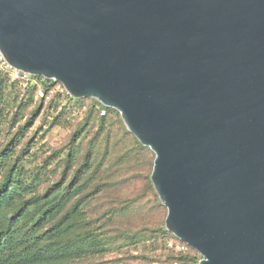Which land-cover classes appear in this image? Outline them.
I'll use <instances>...</instances> for the list:
<instances>
[{"label":"water","instance_id":"1","mask_svg":"<svg viewBox=\"0 0 264 264\" xmlns=\"http://www.w3.org/2000/svg\"><path fill=\"white\" fill-rule=\"evenodd\" d=\"M0 52L120 113L199 264H264V0H0Z\"/></svg>","mask_w":264,"mask_h":264},{"label":"trees","instance_id":"2","mask_svg":"<svg viewBox=\"0 0 264 264\" xmlns=\"http://www.w3.org/2000/svg\"><path fill=\"white\" fill-rule=\"evenodd\" d=\"M37 79L46 95L58 84ZM37 93V86L9 84L8 76L0 73V134L16 129L0 148V264H76L104 255L118 245L116 239L134 246L161 239L165 249L169 237L182 242L164 224L152 232L126 229L115 236L109 234V223L128 216L132 202L112 212L103 223L90 215L92 201L109 186L121 184L125 179L119 175L126 168H143L144 173L138 172L135 178L154 191L155 156L127 129L117 110L63 91L68 101H50L52 115L50 121L44 120L41 139L54 127L68 124L73 108L87 107V113L63 149L40 160L35 150L38 140L27 137L33 116L46 99L35 103ZM31 106L32 116L26 118ZM155 200L162 206L157 193ZM169 254L178 264H199L202 259L195 251Z\"/></svg>","mask_w":264,"mask_h":264},{"label":"rangeland","instance_id":"3","mask_svg":"<svg viewBox=\"0 0 264 264\" xmlns=\"http://www.w3.org/2000/svg\"><path fill=\"white\" fill-rule=\"evenodd\" d=\"M8 82L9 84L12 83L9 77ZM21 87L23 88L24 86L21 85ZM40 91L44 93V96L40 95ZM63 91L66 92L63 85L58 83L48 95L39 87L38 93L35 94V103L39 102L42 97L46 99L37 114L33 116V125L29 128L27 137H36L35 139L38 140L35 150L40 160L47 157L53 151L63 149L69 142L71 134L87 113V107L83 110L77 107L73 108L74 110L72 113L68 115V124L54 127L50 132L45 134L43 139H41V129H46L44 120L47 119L50 121V115H52V112L48 109L50 101L52 99H59L63 103L68 101V99L64 97ZM91 104L92 102L86 101V105ZM33 108L34 106L28 108L25 113L26 118L32 116L31 111ZM23 122L24 119L21 123ZM15 131L16 129H12L9 132L3 131L0 134V148L7 138L13 135ZM122 172L123 176L119 175V178H124L125 180H123L121 184L118 182V184L109 186L106 192L96 197L91 203L90 215L99 217L100 223H103L108 217L113 215L112 212H116L123 208L128 202H132V212L129 213L128 216L114 219L113 224L109 223L107 226L109 234L115 236L126 229H130L133 232L135 230L151 232L152 230H158L163 224L165 225L168 211L165 206H159L157 204L155 200L156 190L152 191L148 189L144 181H141V178L138 180L135 178L138 172L144 173L143 168H126ZM116 241L118 245L116 244L112 250L104 255L88 261L77 262L76 264H178L176 261L170 259L169 254L177 253L176 250H172L168 246V243L171 241L175 243L178 242V240L173 237L167 239V249H165L164 242L161 239L156 240V238L139 246L130 245L120 239H116ZM193 251L195 250L193 249ZM193 251L187 250L186 253H191ZM199 256L202 258L200 254Z\"/></svg>","mask_w":264,"mask_h":264},{"label":"built area","instance_id":"4","mask_svg":"<svg viewBox=\"0 0 264 264\" xmlns=\"http://www.w3.org/2000/svg\"><path fill=\"white\" fill-rule=\"evenodd\" d=\"M0 73L6 74L11 82H18L20 85L24 87H28L30 85L38 86L40 89L42 88V81L37 79L38 76H34L29 73L22 72L12 65H10L3 54L0 52ZM45 79V78H44ZM40 95L44 96V93L40 91ZM104 114V112H102ZM168 246L172 250H176L177 252H187L189 246L184 242H169Z\"/></svg>","mask_w":264,"mask_h":264}]
</instances>
